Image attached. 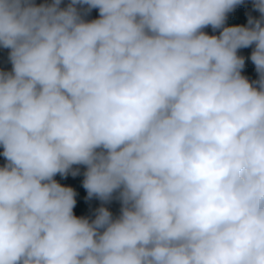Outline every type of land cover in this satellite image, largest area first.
<instances>
[{
    "label": "clouds",
    "instance_id": "obj_1",
    "mask_svg": "<svg viewBox=\"0 0 264 264\" xmlns=\"http://www.w3.org/2000/svg\"><path fill=\"white\" fill-rule=\"evenodd\" d=\"M0 49V264H264V0H0Z\"/></svg>",
    "mask_w": 264,
    "mask_h": 264
},
{
    "label": "trees",
    "instance_id": "obj_2",
    "mask_svg": "<svg viewBox=\"0 0 264 264\" xmlns=\"http://www.w3.org/2000/svg\"><path fill=\"white\" fill-rule=\"evenodd\" d=\"M45 2V0H35V3L40 4ZM67 0H65V3ZM251 5L250 2L246 5L239 6L234 12H232L227 20V25H238V24H246L247 22V13L250 11ZM253 15H258V13L253 12ZM210 29L209 35L216 34L218 35V32H213L211 27H208ZM251 48L241 49L239 50V54L245 56L246 58L250 56ZM11 65L7 62V50L0 49V68H10ZM243 74L248 76L250 79L256 78V72L255 67L250 61V59H246V65L243 70ZM0 151H2V148H0ZM4 163V158L0 156V165ZM61 184L67 185V181L64 178H61L59 175L55 177ZM83 179V176H77L75 177V186L73 187L77 192V205L74 209V212L76 215H89L91 213V210L95 207L99 206V201L92 200V201H86L85 196L87 195L85 189H83L81 181ZM110 210L113 211L114 214L118 213L119 210V204L117 202H113L111 205H109Z\"/></svg>",
    "mask_w": 264,
    "mask_h": 264
},
{
    "label": "water",
    "instance_id": "obj_3",
    "mask_svg": "<svg viewBox=\"0 0 264 264\" xmlns=\"http://www.w3.org/2000/svg\"><path fill=\"white\" fill-rule=\"evenodd\" d=\"M98 16V10L94 9L92 13L90 14L89 18H96ZM205 31L209 34L210 29L206 28ZM67 181V185L69 186H75V177L68 176L67 178H64Z\"/></svg>",
    "mask_w": 264,
    "mask_h": 264
}]
</instances>
